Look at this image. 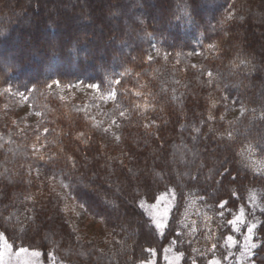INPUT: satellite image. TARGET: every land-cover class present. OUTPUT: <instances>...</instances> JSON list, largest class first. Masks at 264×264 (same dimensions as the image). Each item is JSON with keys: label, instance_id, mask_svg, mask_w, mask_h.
I'll return each instance as SVG.
<instances>
[{"label": "trees", "instance_id": "1", "mask_svg": "<svg viewBox=\"0 0 264 264\" xmlns=\"http://www.w3.org/2000/svg\"><path fill=\"white\" fill-rule=\"evenodd\" d=\"M167 193L159 235L142 205ZM251 226L264 264V0H0V244L43 264H163L167 247L237 264Z\"/></svg>", "mask_w": 264, "mask_h": 264}, {"label": "rangeland", "instance_id": "2", "mask_svg": "<svg viewBox=\"0 0 264 264\" xmlns=\"http://www.w3.org/2000/svg\"><path fill=\"white\" fill-rule=\"evenodd\" d=\"M56 85V84H54ZM53 85V86H54ZM57 90V89H56ZM67 96L74 98L76 101H84L88 99L99 98L100 93L95 88L74 86L73 88L63 91ZM107 105L112 103V97L105 98ZM19 107V108H18ZM18 115L27 114L28 108L23 106L22 100L18 101L17 105ZM28 115V114H27ZM33 119H36L32 116ZM61 193L65 191L60 188ZM173 205V195L170 193L163 194L158 200L149 205L143 204L142 208L146 215L151 219L154 227L159 235H161L168 222L171 207ZM195 201L189 205L184 226L189 233L190 238H201L204 229L203 224L208 222L209 217L203 213L199 208L195 207ZM67 211L72 218V223L80 236H89L92 238H99L104 240L107 235V230L102 223L90 217L82 207L70 201L67 205ZM243 222L242 216L237 217L233 221V230L238 231L239 226ZM253 226L247 229L243 241L242 253L237 257V264H252V254L250 250L253 248ZM232 244V243H231ZM230 244V245H231ZM249 253V254H248ZM163 264H181V259L170 247H167L163 255ZM0 264H43L40 260L39 254L35 251H28L25 249L12 250L11 246L6 240H2L0 244ZM149 264H154L153 261ZM209 264H220L218 260H211Z\"/></svg>", "mask_w": 264, "mask_h": 264}]
</instances>
